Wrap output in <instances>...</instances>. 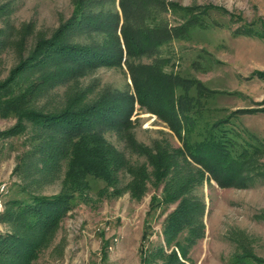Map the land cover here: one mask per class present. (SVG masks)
<instances>
[{"label":"rangeland","instance_id":"1","mask_svg":"<svg viewBox=\"0 0 264 264\" xmlns=\"http://www.w3.org/2000/svg\"><path fill=\"white\" fill-rule=\"evenodd\" d=\"M163 1L166 6L175 3L189 10L160 13L173 36L158 47L157 53L128 56L127 62L124 56L119 66L87 71L85 76L78 78V84L90 87L95 94L105 89L134 95L131 69L143 70L136 76L144 74L146 79L159 71L175 88L171 100L174 97L178 100L179 95L193 99V103H188L189 99L179 103L182 113L196 119L191 139L200 137L198 131L202 132V127L237 111L232 117V126L238 132L231 134L236 143L230 150L234 155L244 147L250 150L241 133L253 142L255 138L248 133L264 140V76L258 74L264 72V37L257 34L264 35V0ZM91 6L95 7V3ZM115 6L121 25L118 0ZM106 7H111L109 1ZM205 7L209 9L202 16V26L195 24L193 16ZM74 10L75 0H0V28L3 29L0 33V82L30 53L39 39L49 38ZM182 25H186L185 34L178 36L174 29ZM118 34L121 38V33ZM69 37L75 42L95 43L98 40L95 32L88 29L72 31ZM72 83L74 81L39 97L37 107L44 111L61 107ZM159 109L161 115L155 114L149 105L135 101L124 136H131L152 151L157 147L170 152L183 149L182 140L172 128L176 127L172 115H168L162 104ZM249 109L256 112L248 113ZM15 122L13 116L0 118V132ZM103 133L129 161L144 163L151 171L145 156L138 155L133 146L126 144L125 137L120 138L110 129ZM26 139L27 133L0 137V215L8 199L26 194L24 188L43 195L55 194L61 189V178L38 184L23 178L29 166L19 164V157L28 149ZM262 150L253 156V164L241 172L248 175L245 183L235 180V184L221 186L208 172L202 182L194 183L192 192L204 204L201 216L204 232L194 245L187 246L186 259L180 256L174 244L168 247L163 236L164 220L176 204L164 206L161 203L150 211L151 197L162 196V183L149 178L143 196L135 198L127 190L131 176L121 173L116 185L120 194H113V187H107L103 181L91 180L92 189L85 200L67 212L32 264H146L143 258L158 245H162L166 254L175 251L185 264H239L233 262L234 255L245 250L260 259H252L249 264H264V147ZM190 164L192 170L200 167L192 161ZM17 165L20 170L14 172ZM146 222L149 227L143 240ZM9 230V225L0 221V233ZM151 259L150 264L163 261L162 258Z\"/></svg>","mask_w":264,"mask_h":264},{"label":"trees","instance_id":"2","mask_svg":"<svg viewBox=\"0 0 264 264\" xmlns=\"http://www.w3.org/2000/svg\"><path fill=\"white\" fill-rule=\"evenodd\" d=\"M106 1L111 3L110 8L106 7ZM93 3L95 7L91 6ZM118 5L121 25L115 0H75L72 16L49 38L39 39L30 53L0 82V118H16L12 127L0 132V137L27 133L28 149L19 157V164L29 166L23 178H30L28 182L35 184L55 178H61L62 182L60 191L55 194H36L24 188L26 194L6 201L0 221L7 223L10 230L0 233V264H32L67 212L85 200L92 189V181H103L107 187H113V194H120L116 185L121 173L131 176L127 190L135 198L143 196L149 178L162 183V196L151 197L150 211L161 203L164 206L176 204L164 220L163 236L167 246L174 244L180 256L186 259L187 246L194 245L204 232L201 218L204 204L192 192L194 183L202 182L205 172L221 186L235 184V180L244 182L248 175L241 172L253 164L256 153L263 151L264 140L252 133L248 134L255 138L254 142L240 134L247 140L250 150L244 147L236 155L230 150L236 143L231 134L238 132L232 126V117L237 111L202 127V132L198 131L200 137L191 139L196 119L182 113L179 103L185 99L190 103L192 97L179 95L178 100L175 97L171 100L175 88L169 78L165 80L155 69V75L148 79L144 74L136 76L143 70L131 69L134 95L105 89L95 94L90 87L78 84V78L85 76L87 71L119 66L124 56L126 62L128 56L142 53L153 56L158 47L173 36L160 13L189 10L175 3L166 6L163 0H118ZM207 8L193 16L195 24L202 26ZM185 28L186 25L175 28V34L182 36ZM80 29L95 32L98 40L95 43L70 40L71 32ZM2 30L0 28V33ZM154 63L152 67L156 68ZM258 74L264 76V72ZM70 81L74 83L61 107L51 111L37 107L39 97ZM135 101L149 105L157 115H161L159 107L162 104L168 115H172L173 125L176 124L172 128L182 140L183 149L170 152L157 147L152 151L131 136H124ZM254 112L255 109L248 113ZM109 129L120 138L125 137L126 144L133 146L138 155L145 156L151 171L144 163L129 161L121 150L108 142L103 132ZM190 160L200 167L192 170ZM19 170L17 165L14 172ZM148 227L146 222L143 240ZM151 258L163 259L157 264H185L175 251L166 254L162 245L152 249L143 260L150 264ZM252 259L260 260L245 250L234 255L233 262L249 264Z\"/></svg>","mask_w":264,"mask_h":264}]
</instances>
